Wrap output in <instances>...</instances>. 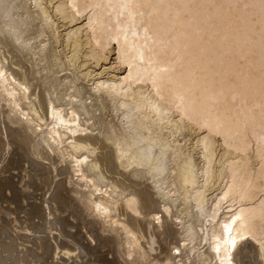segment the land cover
I'll return each instance as SVG.
<instances>
[{
    "label": "bare ground",
    "instance_id": "1",
    "mask_svg": "<svg viewBox=\"0 0 264 264\" xmlns=\"http://www.w3.org/2000/svg\"><path fill=\"white\" fill-rule=\"evenodd\" d=\"M0 264H264V0H0Z\"/></svg>",
    "mask_w": 264,
    "mask_h": 264
}]
</instances>
